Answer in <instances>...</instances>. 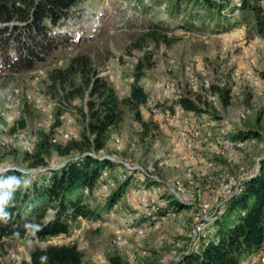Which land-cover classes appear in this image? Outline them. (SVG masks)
Segmentation results:
<instances>
[{"label":"rangeland","instance_id":"obj_1","mask_svg":"<svg viewBox=\"0 0 264 264\" xmlns=\"http://www.w3.org/2000/svg\"><path fill=\"white\" fill-rule=\"evenodd\" d=\"M82 5L83 11L68 24L80 29L76 39L82 40L77 46L73 41L65 46L64 58L27 71L0 73V172L10 168L45 170L78 158L82 150L70 156L57 147L82 137L90 117V100L100 99L92 93L94 82L102 78L125 99L138 77L149 94L148 102L138 107L123 102V120L102 136L101 148H84V153L108 159L119 154L149 178L144 185H159L164 190V186L182 180L196 194L146 237L122 233L118 238L108 225H84L79 217L65 235L35 238L26 234L7 240L0 249V264H30L31 251L37 246L74 241L83 253L82 264H107L110 255H119L125 264H161L162 259L188 248L191 253L199 249L214 222L206 223L201 229L203 236L191 244L200 204L217 200L218 173L264 164V35L255 31L248 9L236 11L224 3V13L218 14L192 0H85ZM153 23L157 25L151 26ZM241 39L244 46L234 48L233 42ZM233 53L240 63L253 65L256 78L234 79ZM79 54L88 58L83 72L62 81L49 76L51 68L64 67L71 56ZM138 70L140 73H135ZM204 71L213 84V99L206 95ZM225 88L229 90L226 98ZM180 95L192 98L203 109H184L177 102ZM225 127L250 132L255 140L244 147H222L217 137ZM94 136L91 133V138ZM183 138L187 148L178 145ZM43 142L48 145L47 165L33 166L30 156ZM189 150L196 151L199 158L190 159ZM122 168L118 164L111 169L115 187L124 182L119 177ZM189 168L192 179L186 177ZM138 184L130 179L127 191ZM126 192L122 218L145 215V204L137 206L132 194L128 198ZM91 201L100 203L94 197ZM97 252L106 256L105 262H100ZM253 258L241 264H255Z\"/></svg>","mask_w":264,"mask_h":264},{"label":"trees","instance_id":"obj_2","mask_svg":"<svg viewBox=\"0 0 264 264\" xmlns=\"http://www.w3.org/2000/svg\"><path fill=\"white\" fill-rule=\"evenodd\" d=\"M84 1L0 0V73L27 71L45 65L47 61L56 63L64 58L67 53L65 46L71 41L77 46L82 40L80 37L76 39L80 29L70 28L68 24L74 15L78 16L83 11ZM192 1L203 8L215 9L218 14L224 13V3H229L232 10L248 9L254 18L255 31L264 35V7L259 0ZM156 25L151 24L153 27ZM149 30L155 31L153 28ZM87 59L80 54L71 56L66 66L51 68L49 76L54 81H62L83 72L88 65ZM135 73H140V70ZM228 91L227 88L223 90L225 98ZM92 93L98 94L100 99L90 100V117L82 137L57 147L64 155L72 156L77 150H82L83 154L70 158L61 166L45 170L26 172L10 168L0 172V178L15 176L21 181L4 207L7 215L0 216V249L7 240L26 234L35 238L68 234L75 219L80 216L88 219L101 217L125 191L130 179L116 186L104 200H98L95 191L102 169L114 170L118 164L108 158L84 153L83 149L101 148L102 136L123 120L122 103L129 102L138 107L148 102L149 94L138 82V77L131 83L130 94L125 99H120L102 78L94 82ZM177 102L187 110L203 109L186 96L180 95ZM246 132L239 130L238 135L251 134ZM91 133L95 134L94 138H91ZM47 151L48 145L43 142L30 156L31 164L46 166ZM85 187H88V193H85ZM92 197L100 203L93 204ZM206 231L199 249L186 254L177 264H241L256 252L264 241V174L246 181L242 190L225 203L220 216ZM82 261L83 253L74 241L37 246L31 251L30 264H82ZM107 264L125 262L119 255H110Z\"/></svg>","mask_w":264,"mask_h":264},{"label":"built area","instance_id":"obj_3","mask_svg":"<svg viewBox=\"0 0 264 264\" xmlns=\"http://www.w3.org/2000/svg\"><path fill=\"white\" fill-rule=\"evenodd\" d=\"M239 5L240 2L237 1ZM259 4L264 7V0H259ZM236 11H239L237 8ZM234 48L241 49L244 46V41L237 40L234 41ZM228 44L223 45V49L228 51ZM231 63L233 67V75L234 79L238 82L241 81H251L256 78L255 69L252 64H242L238 60V55L235 53L231 54ZM204 79V87L206 90V95L209 99L214 98L213 84L208 77V72L204 71L202 73ZM179 108L177 109V111ZM192 111V110H191ZM238 129H230L228 127L220 130L219 135L217 137V142L222 147H244L248 142L254 141L255 138L252 134L249 135H236ZM67 135V134H66ZM180 148H187L189 144H186L185 138L181 142L178 143ZM190 151V150H189ZM190 159L199 158V154L192 150L188 153ZM104 158V157H100ZM112 162L122 164L124 168L120 170L119 177L124 180L130 178L139 184L133 189L126 192V197L131 198L130 193L135 198L137 206L140 202H143L148 209L145 212V215H134L129 216L127 219L122 218L123 216L120 214V210L124 201V193L121 196H118L112 203L110 208L102 214L101 217L95 219H88L86 217L80 216L83 221V224L88 225L89 222L95 228H100L104 225H108L111 229H113L117 233V237H120L122 233H135L142 237H146L149 234V231L152 228L158 227L164 221H167L169 218L174 216L176 212L179 210L181 205L187 204V198L190 195H195L196 190L194 188H190L186 186L182 180H178L173 185L164 186V190H161L160 186L151 184L149 186L144 185L142 182H148L149 178L140 171L136 166L132 165L127 158H122L119 154H114L109 157ZM258 163L256 168H250L245 166H240L238 172H220L218 173V197L216 202L204 201L200 204L197 212L198 220L196 226L192 229V237L191 244L196 238H200L201 229L205 227L206 223L215 221L219 215L222 213L223 207L225 205L226 200L233 195L234 192L238 190L241 191L244 182L251 176H256L260 173L264 174V164ZM259 170V172H257ZM136 171V174L133 172ZM191 168L188 169L186 173V177L188 179H192ZM116 179L111 173V169L105 167L99 178V185L96 192V197L98 200H104L107 195L115 188ZM85 193L89 192L88 187L84 189ZM237 192V193H238ZM136 195V196H135ZM150 197V198H149ZM218 213H220L218 215ZM115 214L117 217L115 218ZM155 214V215H154ZM154 215V218L151 216ZM143 216V217H141ZM122 218V220H119ZM204 230V229H203ZM79 231L76 233V235ZM66 234V233H62ZM60 234V235H62ZM59 236V235H56ZM203 236V233L201 237ZM118 238H113V242H119ZM191 251V248L181 252L177 256H173L171 258H166L161 260V264H176L184 254H187ZM98 253V258L100 262L106 261V256L102 253ZM257 253L256 259L253 258V254H251L246 260L249 258L254 259L255 264H264V241L260 245L259 249L254 252ZM134 261L133 259L130 260Z\"/></svg>","mask_w":264,"mask_h":264},{"label":"clouds","instance_id":"obj_4","mask_svg":"<svg viewBox=\"0 0 264 264\" xmlns=\"http://www.w3.org/2000/svg\"><path fill=\"white\" fill-rule=\"evenodd\" d=\"M20 185V179L15 176L0 178V216L7 215L4 212V207L12 199L13 193Z\"/></svg>","mask_w":264,"mask_h":264},{"label":"water","instance_id":"obj_5","mask_svg":"<svg viewBox=\"0 0 264 264\" xmlns=\"http://www.w3.org/2000/svg\"><path fill=\"white\" fill-rule=\"evenodd\" d=\"M257 172H259V170H258ZM253 177H255V176H251V177H249L246 181L252 179ZM246 181H245V182H246ZM245 182H244V183H245ZM237 192H238V190H237L236 192H234L233 195H231V196L226 200V202H227L231 197H233L235 194H237ZM226 202H225V203H226Z\"/></svg>","mask_w":264,"mask_h":264}]
</instances>
